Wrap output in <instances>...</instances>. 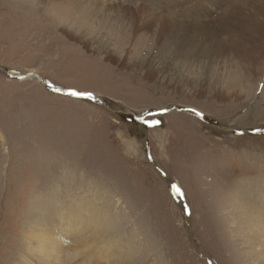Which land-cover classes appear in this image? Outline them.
Returning <instances> with one entry per match:
<instances>
[{
	"label": "rangeland",
	"instance_id": "1",
	"mask_svg": "<svg viewBox=\"0 0 264 264\" xmlns=\"http://www.w3.org/2000/svg\"><path fill=\"white\" fill-rule=\"evenodd\" d=\"M15 1L0 0V264L18 258L26 230L46 226L53 190L62 205L93 201L111 226L93 246L89 231H63L55 251H68L53 263H257L242 242L259 230L228 222L264 219L238 196L264 209V59L245 69L233 54L177 55L176 39L156 28L151 39L120 8L98 5L123 0ZM260 9L240 8L251 41Z\"/></svg>",
	"mask_w": 264,
	"mask_h": 264
},
{
	"label": "bare ground",
	"instance_id": "2",
	"mask_svg": "<svg viewBox=\"0 0 264 264\" xmlns=\"http://www.w3.org/2000/svg\"><path fill=\"white\" fill-rule=\"evenodd\" d=\"M111 1L116 2L113 0ZM123 1L126 2L123 7L116 6H121V4L115 3L113 5L105 1L100 3L97 1L94 2L96 4L98 3V5L108 7L109 9L116 8V11L120 8L125 13V15H123L132 20L131 22L142 26L145 30L150 31L151 36L149 38L151 39H154L156 36V34L153 33L155 28L157 34H163L166 38L176 39L179 46L176 50L177 55H181L182 53H192L197 56L227 58L230 54H233L232 58L240 61L242 63L240 67L245 69L251 68V65L255 64L262 58L264 59V25L255 32V34L258 33V38L260 39L251 41L249 39V26H247L249 24H247L245 19H242V21L239 20L240 8L242 6H247V8H249V6H254L256 9L260 7L264 11V0L258 1L256 4H253V0H183V2H179L177 0H167L170 4L169 6L177 8L180 11V14H182L181 12L184 10H189L185 14L188 18H185L184 14L179 15L178 17L173 8L163 11L161 8H154L140 3L128 6L127 3L130 2V0ZM25 2L26 0H16L15 6H18L19 4L21 8H24L25 6L29 7L25 4ZM32 4L35 3L31 1V8L34 6ZM212 14H214V18H212ZM159 20L161 21L156 23ZM262 24L263 23H261V25ZM175 25H181L184 27L185 35L179 36L177 32L173 31L172 29ZM254 25L258 26V24ZM190 27H195L197 31L193 37L187 38L189 32L188 28ZM136 29V32H138V28ZM253 30L254 29H252V32ZM187 40H192V42ZM229 62H231V59ZM58 195V192H55L54 190L51 193L49 202L51 205L56 206V208L52 210L51 215L47 218L46 226L42 230H37L34 227H32V230H26L22 239L26 242L28 240L31 241L27 242V246L21 249L20 254H18V258L8 264H63L62 261L64 251L67 250L66 247H64L62 251V256L59 251H55L58 249L61 241L63 243L66 242L63 241V238H65L64 234L66 232L63 233V231L70 230L68 231L67 236L78 235L80 231H83V233H85L83 236H86L87 231H89V234L87 235L93 239V243H91L93 246L96 242L101 240V237H104L102 236V231L106 232V230L111 229L110 225L105 227L101 226L102 223L105 222L106 218L103 217L102 213L104 212H102V210L99 209L100 207L98 208L93 201L86 204L83 203L84 201L79 199L78 202L76 200V203L73 202L67 206L61 204ZM228 196L230 206L233 205L234 208H237L238 202L236 201V196L232 194V199L230 195ZM238 196L243 202H249L250 207L264 213V209L251 205L253 200L250 196H244L241 192L238 193ZM239 208L241 207L239 206ZM80 211L82 212L81 215L78 214ZM236 212L237 210L235 209H232V211L229 210V215L232 216V214H234L236 216ZM258 215H256L258 222L254 219V216H252V218L243 216L240 224L238 221L231 223L230 220L228 222V229L243 230L244 228L241 224H245L253 228V230H259V233L255 231L253 236L246 237V242L242 243H247L245 245L250 255L251 253L257 255L258 262L255 264H263L262 250L252 251L260 246L258 238L264 236V219H262V216ZM76 217L81 218L74 223ZM242 221L243 223H241ZM42 223H44V221ZM232 233L237 241L241 242V239L237 238L235 232ZM95 236L99 239L96 240ZM103 239L104 238H102V240ZM250 244H252L253 247H251ZM87 247L89 246L87 245ZM87 247H84V249L88 250ZM97 249L98 246L94 247L93 250ZM110 252L114 251L110 249ZM60 256L62 259L61 262H52V259H59ZM74 259L76 258L74 257Z\"/></svg>",
	"mask_w": 264,
	"mask_h": 264
},
{
	"label": "snow or ice",
	"instance_id": "3",
	"mask_svg": "<svg viewBox=\"0 0 264 264\" xmlns=\"http://www.w3.org/2000/svg\"><path fill=\"white\" fill-rule=\"evenodd\" d=\"M74 94H76V95H80V93H74Z\"/></svg>",
	"mask_w": 264,
	"mask_h": 264
},
{
	"label": "water",
	"instance_id": "4",
	"mask_svg": "<svg viewBox=\"0 0 264 264\" xmlns=\"http://www.w3.org/2000/svg\"><path fill=\"white\" fill-rule=\"evenodd\" d=\"M71 92H73V93H77V92H75V91H71ZM80 95H81V93H80Z\"/></svg>",
	"mask_w": 264,
	"mask_h": 264
}]
</instances>
